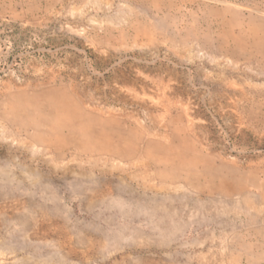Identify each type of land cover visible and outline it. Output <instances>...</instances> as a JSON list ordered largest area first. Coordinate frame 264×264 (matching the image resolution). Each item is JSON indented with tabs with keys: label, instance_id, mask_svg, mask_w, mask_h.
Wrapping results in <instances>:
<instances>
[{
	"label": "rangeland",
	"instance_id": "1",
	"mask_svg": "<svg viewBox=\"0 0 264 264\" xmlns=\"http://www.w3.org/2000/svg\"><path fill=\"white\" fill-rule=\"evenodd\" d=\"M0 264H264V0H0Z\"/></svg>",
	"mask_w": 264,
	"mask_h": 264
}]
</instances>
